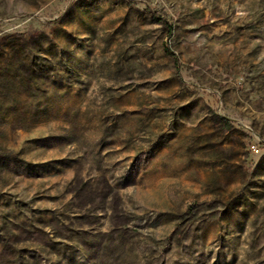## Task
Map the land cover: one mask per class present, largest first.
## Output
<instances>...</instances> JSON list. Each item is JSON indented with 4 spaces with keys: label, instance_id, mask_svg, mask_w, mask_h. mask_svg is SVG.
Returning a JSON list of instances; mask_svg holds the SVG:
<instances>
[{
    "label": "rangeland",
    "instance_id": "1",
    "mask_svg": "<svg viewBox=\"0 0 264 264\" xmlns=\"http://www.w3.org/2000/svg\"><path fill=\"white\" fill-rule=\"evenodd\" d=\"M0 264H264V0H0Z\"/></svg>",
    "mask_w": 264,
    "mask_h": 264
},
{
    "label": "trees",
    "instance_id": "2",
    "mask_svg": "<svg viewBox=\"0 0 264 264\" xmlns=\"http://www.w3.org/2000/svg\"><path fill=\"white\" fill-rule=\"evenodd\" d=\"M155 20H157V21H160V22H162L160 19H158V18H156ZM4 87V86H3ZM211 192H217V190H219L220 188L217 186V184H216V182L215 181H212L211 182Z\"/></svg>",
    "mask_w": 264,
    "mask_h": 264
}]
</instances>
